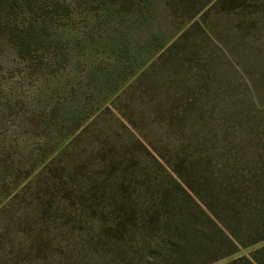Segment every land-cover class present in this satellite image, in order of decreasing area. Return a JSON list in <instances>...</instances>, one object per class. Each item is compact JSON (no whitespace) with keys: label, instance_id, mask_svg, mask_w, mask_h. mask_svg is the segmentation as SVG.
<instances>
[{"label":"rangeland","instance_id":"obj_1","mask_svg":"<svg viewBox=\"0 0 264 264\" xmlns=\"http://www.w3.org/2000/svg\"><path fill=\"white\" fill-rule=\"evenodd\" d=\"M215 1L0 0V264H264L212 215L262 236L264 0Z\"/></svg>","mask_w":264,"mask_h":264},{"label":"trees","instance_id":"obj_2","mask_svg":"<svg viewBox=\"0 0 264 264\" xmlns=\"http://www.w3.org/2000/svg\"><path fill=\"white\" fill-rule=\"evenodd\" d=\"M246 4V0H216L215 3H214V7H219L221 8V11H226V12H231L233 11L237 6L239 5H245ZM195 14L194 13H191V15H189L190 17L191 16H194ZM207 17V13H204L202 16H201V20L204 24H207V21H206V18ZM202 25V23L197 20V21H194L190 27L184 32L181 34L180 38L181 39L182 37H186L187 33H189L192 29H196V27L200 28ZM177 43H174L173 46H170V48L164 52L163 56L164 55H168V54H171L174 50L173 48L177 47ZM177 48V50H175V52L177 51V54L180 55V56H190V55H193V54H196V52L194 51V47L192 46L191 49L186 48ZM264 88V83H262V89ZM187 105H190V102H187L186 103ZM195 109V107L193 106H189V110H193ZM264 156V151H263V155ZM177 167H180L181 165H176ZM176 170L177 172H180V169H174ZM262 176H264V167L262 168ZM193 189V187H190ZM212 215L216 218V220L220 221L219 224H214V226L216 227L217 231L220 233V235L222 236V238L227 242L229 243V245L231 246L229 248V251L227 252H224L221 256H218V257H223V256H226V255H229L231 253H233L235 250H237V248L239 247L238 245H241L242 246H247V245H250V244H254L256 242H259L260 240H264V223H262V236L261 237H258V238H255L253 240L250 241V243L248 244H245V242L243 241H240L238 239V236L236 234V232L228 225V222L223 218L221 217V215H219V213L217 212H213ZM262 253V255H260ZM263 253H264V246L262 247V249H259L258 251H256L253 255H252V258L261 263V256L263 257ZM218 257L216 258L215 257V260L218 259ZM263 264V263H262Z\"/></svg>","mask_w":264,"mask_h":264}]
</instances>
